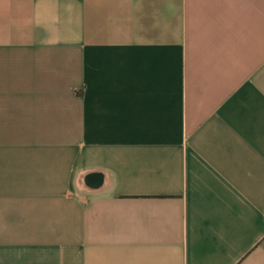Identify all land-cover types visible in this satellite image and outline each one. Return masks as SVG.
<instances>
[{
	"label": "crops",
	"instance_id": "0c3cea01",
	"mask_svg": "<svg viewBox=\"0 0 264 264\" xmlns=\"http://www.w3.org/2000/svg\"><path fill=\"white\" fill-rule=\"evenodd\" d=\"M0 264H264V0H0Z\"/></svg>",
	"mask_w": 264,
	"mask_h": 264
}]
</instances>
